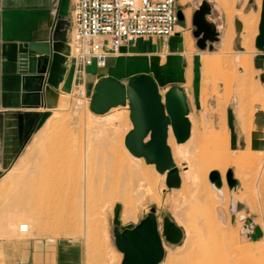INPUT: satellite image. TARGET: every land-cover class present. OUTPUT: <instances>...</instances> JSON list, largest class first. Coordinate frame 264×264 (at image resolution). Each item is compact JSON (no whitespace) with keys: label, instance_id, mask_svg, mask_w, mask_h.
Wrapping results in <instances>:
<instances>
[{"label":"rangeland","instance_id":"374dc122","mask_svg":"<svg viewBox=\"0 0 264 264\" xmlns=\"http://www.w3.org/2000/svg\"><path fill=\"white\" fill-rule=\"evenodd\" d=\"M261 1L209 0L212 13L208 18L219 20L221 12L227 20V27L233 30L228 49L223 46L224 31L227 27L211 48H200L192 33V15L201 0H179L184 17L179 22L178 31L182 36L175 53L165 47L157 50L142 49L135 54L124 56L121 63L116 61L105 69L98 70L95 75H84L85 83L78 87L74 80V67L64 66L61 79L63 84L61 83L57 92L56 100L45 107L19 154L8 156L0 164V264L25 263L27 245L32 240L37 243L44 241L46 249L53 255H59L64 263L120 264L122 252L114 244L113 228H121L127 223L136 224L151 207L155 208L161 235L164 215L171 217L183 231L177 243L167 241L162 235L164 255L157 264H182L184 261L185 264H198L202 253L208 250L212 257L211 262L207 264H241L242 261V264H264V59L257 57V53L263 50L255 46ZM250 15L255 16L253 53L250 62L244 64L247 50L243 44V35L247 29L246 19ZM184 34L192 41L190 52H186L188 49ZM153 38L157 37L146 36L145 39ZM151 59L153 61H150ZM173 59L177 65L168 63ZM184 68L186 71L191 70L189 78H186ZM93 69V64L87 66L88 71ZM152 72L157 76L161 75L166 82L158 83L151 75ZM140 73L150 74L155 79L163 98L165 92L173 85L183 91L187 114H191L197 130L202 134L206 150H210L212 143L211 128L220 127L222 119L225 120L226 156L216 165L224 174L228 167H233L238 184L232 189L225 181L224 202L220 201L208 180V172L216 167L213 164L200 166L190 157L191 167L189 164L184 167L174 152V164L179 171L180 185L170 187L166 184V176L163 177L164 174L156 169L154 162H148L145 156L134 158L125 144L128 130H123L113 137L112 145L105 147L99 142L100 129H106L107 136L114 134L113 131L119 125L118 113L127 111L126 119L131 123L132 121L129 117L128 99L126 103L114 106L117 107L115 109L110 107L102 112L91 109L89 103L95 83L100 78L110 77L125 84L128 79ZM78 88H85L86 96L78 94ZM48 122L51 123L48 139L35 143L33 134L38 133ZM191 125L190 122L189 126ZM249 138L253 147L251 153L248 152ZM174 141L178 149L179 142L175 134ZM89 143L93 146L92 156L115 155L121 156L124 163L135 165L137 162L152 181V185L147 186V190L141 189L140 194L136 193L134 186L131 192L122 185L109 189L107 197L97 201L93 212L98 237L96 239L93 235L89 238L84 236L86 224L83 220L78 221L75 228L61 230L55 215L46 212L47 203L41 192L35 194L31 208L20 206L16 199L21 196L23 188L17 178L37 167L36 162L31 163L32 156H45V150L51 147L62 148L71 156H81ZM185 144V147H188L189 143ZM191 148L190 145L188 149ZM242 154L247 156H244L242 164L237 166L234 160ZM129 157L134 160L130 161ZM185 172L186 206H183L181 198L184 188L181 174ZM233 196L249 206L247 211L242 212L244 215L232 216L230 199ZM52 197L59 198V193L54 192ZM125 201L133 206L131 218L126 221L123 220ZM117 202L120 203L119 223L115 224ZM182 211H185V221L180 218ZM7 218L15 224L29 220L46 229L32 228L33 230L23 233L15 228L16 234L9 233L5 230ZM4 242L8 244L7 253L2 248Z\"/></svg>","mask_w":264,"mask_h":264},{"label":"water","instance_id":"95a60500","mask_svg":"<svg viewBox=\"0 0 264 264\" xmlns=\"http://www.w3.org/2000/svg\"><path fill=\"white\" fill-rule=\"evenodd\" d=\"M211 13L212 5L209 0H201L192 15L194 25L192 33L200 48L206 46L211 48L219 39L215 21L208 18ZM178 17L179 19L184 17L181 9L178 10ZM255 46L263 50L257 53V57L264 59V0L261 1ZM63 47L65 44L62 40L47 38L33 39L20 45L17 65L22 75L24 89L40 93L43 88L40 80L45 72H47L45 89L50 88L54 83L52 76L58 69ZM34 79H38L39 85L33 89L27 88L29 82ZM126 97L133 126L125 135V144L134 152L142 151L148 159L155 162V167L159 171L167 169L165 181L168 186L179 185V171L171 157L166 137L168 122L178 141L189 135L190 123L185 116L187 104L183 91L177 85L169 87L163 103L157 83L150 74L140 73L128 79L125 84L110 77H103L95 83L89 105L92 110L102 112L111 105L125 103ZM22 102L26 104L25 101ZM32 132L33 128L19 143L17 151L27 143ZM147 135L149 139L143 142ZM225 179L229 188L237 186L238 180L234 176L233 167L226 169ZM208 180L217 188L223 184L221 172L217 168L208 172ZM119 208L120 203H115V224L119 223ZM154 210L155 208L151 207L136 224L127 223L121 228L117 226L113 228L114 244L122 252L120 264H157L164 255L162 235L171 243L180 241L183 235L182 228L168 215L163 216L161 235Z\"/></svg>","mask_w":264,"mask_h":264},{"label":"bare ground","instance_id":"6f19581e","mask_svg":"<svg viewBox=\"0 0 264 264\" xmlns=\"http://www.w3.org/2000/svg\"><path fill=\"white\" fill-rule=\"evenodd\" d=\"M184 1L186 0H182V2ZM254 23H255V16L250 15L246 19L247 29L243 35V44L247 50V57L243 61L244 64H248L250 62L251 55L253 53V40H254L253 38L255 35L253 30ZM178 28H180V25L178 26ZM231 31L233 30L230 29L229 27H227V29L224 31L223 46L225 49L229 48L230 45L229 41L231 39L230 37L232 33ZM185 38H186L185 43L188 49L187 52H190L191 47H193L192 41L188 37ZM190 71L187 72L186 78L190 77L189 76L191 73ZM127 99L128 98L126 97L125 103ZM163 100L164 98L161 95V101L163 102ZM118 105L119 104H115V105H111L110 107H113L112 109H115L117 107L114 106H118ZM126 115H127V111L120 112L117 114V116H119L118 117L119 125L113 131L114 133L113 135L107 136L106 129L99 130L100 133L99 142L103 146L107 147V145L111 144V139L117 136V134L123 132V130L125 131L131 129L133 124L126 119ZM185 116L187 117L189 123L191 122L192 125L190 126L189 129V135L182 141L177 140L179 142L177 147L178 149H176L175 147L176 144L174 141L175 133H173L174 131L172 129L171 124L169 122L167 123L166 142L168 146L170 145L172 147L170 148L169 146L170 154L173 159V162L175 158L174 155L177 154L181 164L184 167H186V164H189V166L191 167V163L189 159L190 157H192L196 160V162L200 166L209 163V164H213V166H216L215 168H217L218 166L216 164H219L223 160L224 156H226V151H227L226 148L227 126L225 120L222 119L220 123V127L211 128L210 132L212 136V143L210 150H206L202 141V134L200 133V131L197 130V125L192 120L191 114L188 116V114L186 113ZM53 124L55 125L56 123ZM50 127H51V123L49 122L46 123L43 126V128L34 135L33 141L35 143H40L48 139V136L50 135ZM148 139H149V135L144 137L143 142H146ZM185 143H189L192 148L188 149V147L190 146L189 144L188 147H185L186 146ZM248 143H249L248 152L251 153L253 151L251 138H249ZM92 149L93 146L92 144L89 143L88 146H86V148L82 152L81 156L78 155L71 156L66 154L62 148L51 147L45 150L46 153L45 156H32L31 163L36 162L37 167L35 169L34 168L31 169L30 172L26 171L27 173L17 178V182H19V184L23 186L22 194H20L21 196H18L16 198L19 205L24 206L25 208L26 206L28 208H31L33 206V202L35 199V194L41 192L43 193L45 202L47 203L45 208L46 212L55 215V219L57 218L60 229L72 228L77 224L78 221L83 220L84 223L86 224L84 236L86 238H89L91 237V235H93L95 239L98 238L96 236L97 233L95 229V219L93 217L94 209L97 207V201L107 197V191L109 189L116 188L122 185L130 189L131 192L133 191V186H134L136 188L135 189L136 193L140 194L141 189L145 190L147 186L152 185V181L149 175L146 173V171L139 165V163L136 162L135 165L130 164V162L124 163V160L121 156H115V155L92 156ZM129 151L134 155V158L135 156H137V159L138 157L141 156L146 157V155L142 151L134 152L130 149ZM247 154L245 155L242 154V156L240 157L238 156L234 160L235 164L237 166L241 165L242 161L244 160L243 159L244 156H247ZM132 159L133 158H130L129 160L133 161L134 159L133 160ZM146 160L148 162H154L153 160H150L147 157ZM159 172L163 173L164 174L163 177H165L167 174V169ZM221 172H222L221 176L223 181L222 186L220 188H217L213 185V183L211 182L210 183L216 195L220 199V201L224 202V200L226 199V195L224 194L225 189L223 190L225 174L224 171ZM181 176L183 180L182 187L184 188L181 198V204L183 206H186L185 205L186 172L181 174ZM177 186H170V187H177ZM234 188H236V186L233 187L232 189ZM148 190L150 191L151 188H148ZM54 192L59 193V198L53 199L52 194ZM230 207L232 210L233 217L239 216L240 214L244 215L243 214L244 211H247L249 209V206L247 204H245L243 201H241L240 199L234 196L230 199ZM78 208H80L81 210V212L79 213H78ZM74 210L76 211V213H74ZM132 212H133V206L129 202L125 201L123 220L126 221L130 219ZM222 216L223 215H221V217ZM180 218L182 219V221H185V211H182L180 213ZM6 220L7 222L5 225V230L6 232L9 231V233L16 234L17 231H15V228H17L19 232L21 231L23 233H26V231L33 230L32 228H35L36 230H42L43 228L46 229L45 227H42V225L38 226L37 224H34L29 220L25 222L20 221L16 224L8 218ZM20 227H22V229L25 228V230L24 231L20 230ZM41 232L42 231H40V233ZM20 235L23 236V234H19V236ZM95 239L94 241L93 240L92 241L95 242ZM211 257L212 254L210 250H208L207 252H203L201 258L198 261V264H202V263L207 264L211 262ZM176 263L178 262L176 261ZM242 263L243 261L241 262V264ZM170 264H175V263H170ZM182 264H185V261Z\"/></svg>","mask_w":264,"mask_h":264},{"label":"crops","instance_id":"0c3cea01","mask_svg":"<svg viewBox=\"0 0 264 264\" xmlns=\"http://www.w3.org/2000/svg\"><path fill=\"white\" fill-rule=\"evenodd\" d=\"M72 8V0H0V164L8 156L19 154L21 150H16L19 143L40 120L45 107L56 99L62 83L63 58L67 52V40L72 27ZM211 19L217 25L220 38L221 32L227 27V20L221 12L219 20ZM181 36V33L176 31L166 39L162 36H153L157 37L153 39L140 37L128 45L121 46L117 54L110 55L107 59V67L116 61L121 63L124 56L146 48L157 50L165 47L175 53ZM42 38L62 40L65 47L60 54L58 69L52 76L54 83L49 89H45L47 77L45 72L40 80L43 88L40 93H36L24 89L22 75L18 71L17 55L22 43ZM168 63L177 65L174 59ZM150 66L148 63L149 68ZM186 70L184 68V73ZM189 71H186V74ZM97 73L98 70L95 68L87 72L88 75ZM151 75L158 83L166 82L161 75L157 76L154 72ZM40 82L34 79L29 82L27 88L33 89ZM225 181L226 179L224 184ZM46 246L44 241L39 243L35 240L29 241L26 249L27 260L23 264H68L62 262L59 255H53ZM2 248L7 253V242L2 244Z\"/></svg>","mask_w":264,"mask_h":264},{"label":"built area","instance_id":"2783aa9c","mask_svg":"<svg viewBox=\"0 0 264 264\" xmlns=\"http://www.w3.org/2000/svg\"><path fill=\"white\" fill-rule=\"evenodd\" d=\"M72 4L63 65L74 67L77 87L85 83L87 66L105 69L108 57L117 54L121 46L140 37H167L178 31L180 22L179 0H72ZM77 92L86 96L85 88Z\"/></svg>","mask_w":264,"mask_h":264}]
</instances>
